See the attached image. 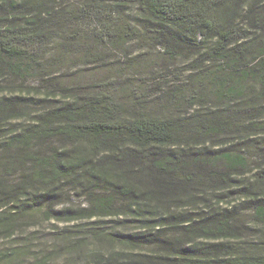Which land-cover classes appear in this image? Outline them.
<instances>
[{
	"label": "trees",
	"instance_id": "1",
	"mask_svg": "<svg viewBox=\"0 0 264 264\" xmlns=\"http://www.w3.org/2000/svg\"><path fill=\"white\" fill-rule=\"evenodd\" d=\"M246 1L0 0V264H264V241L232 244L236 202L264 222V0ZM137 40L184 58L191 91H129L153 68L127 54ZM38 212L65 227L28 232Z\"/></svg>",
	"mask_w": 264,
	"mask_h": 264
},
{
	"label": "rangeland",
	"instance_id": "2",
	"mask_svg": "<svg viewBox=\"0 0 264 264\" xmlns=\"http://www.w3.org/2000/svg\"><path fill=\"white\" fill-rule=\"evenodd\" d=\"M76 1L77 0H60L61 3L68 4V5L69 4L74 5ZM249 1L252 2V0H249ZM249 1H246V2H249ZM125 10H126L125 14L127 18H129L130 20H136L137 18H139V12L136 6H129ZM243 28H245L244 30H247L249 28V24H246L245 26H243ZM250 34L255 35L253 31ZM142 43H143L142 41H138V40L131 42L127 47V54L129 53L130 58H137V57L139 58L140 55L146 56L147 58L153 60L151 63V66L153 68L151 69V71L149 70L148 73H143L142 75H140V73L138 72L137 76H135L134 72H131V71L128 72L129 76H127V78L130 77L128 80H129V83L132 84L131 89L129 91H134L135 93L143 92L144 95H152V96H149L150 97L149 101L152 102L151 98L156 99L158 96L164 94L163 92L165 91L170 92L175 87L177 86L180 87L186 84L189 73H187V63L188 62L186 63L184 58L168 60L167 57H163V55L160 54V52L158 51H153V52L145 51V49H143L142 47ZM159 51L162 52L161 49H159ZM107 53H110V56H111L110 64L121 65V62L124 61V59H122L123 58L122 53L118 51L107 50ZM114 56H116V58H114ZM85 70H88V68L80 69L78 73H81ZM110 76H111L110 74H106V73H100V74L94 73L92 74L91 79L95 83H101L100 80L107 77V78H110L109 82L111 81L112 83H119V81L115 79L113 75L111 77ZM126 80L127 79H124L123 82ZM140 81H145L146 83L145 88H142V90H141L142 84L140 83ZM33 83L34 82L32 80H28L26 82L15 81L14 83H13V80H8L5 82V84H10V85L14 84L17 87H22V88H24L23 86L25 85V87L28 89L30 88V86L33 85ZM118 85L119 84H115V86H118ZM184 88L187 92H190L192 89V85L185 86ZM30 91L33 92V88ZM122 96L125 98L124 99L125 101H128L127 100L128 98L125 94L124 95L122 94ZM149 105L151 106L152 103H150ZM166 105L167 104H165L162 109H159V111L161 112L157 113V115H164L165 118L169 119L168 117L175 116L179 113V110H176L175 108H172V109L167 108ZM160 107L161 106H157V108H160ZM182 108L185 109V105ZM197 108H200V106H196L192 110L197 111ZM261 144L263 145L262 151L264 152V142ZM256 154L257 153H253L251 156H249V158L252 163L258 164L262 162L261 161L262 159H260L258 157L259 155L258 154L256 155ZM249 177L247 176L245 178L247 184L250 183L249 181H247ZM17 178H19V176L11 177L10 181H14ZM237 199L238 198H235L234 200H237ZM89 201H90L89 198L85 195L83 196L80 191L70 192L69 190H67L64 192L63 203L65 204L63 205L64 207L68 209L76 210L79 207L88 208ZM229 201L232 202L233 199ZM235 205L238 209H242V210L238 212L239 218L237 222L235 223L239 227V230L236 232L237 239L232 241V244L237 249L241 250V252L249 253L250 250L258 249V247L261 246L264 241V222L258 221L254 217V210H252V208H246L247 205L245 206L243 205L242 207L241 205H239V202H236L234 206ZM223 206L226 207V205H223ZM243 208H246V209H243ZM58 209H61V207H59ZM27 222L33 224L31 227H29V229H27L28 232L31 233L34 230L38 231L45 238L51 237L52 233L56 232L58 229H62L65 227L63 224L56 223L55 221H45V216L43 212H38L35 219L33 220L29 219ZM85 226H86V223L82 222V223L75 224V226L70 225V229L72 230V229L77 228L73 232L74 233L78 232L81 235L82 229ZM117 227L120 228V229H117V232H120V231L125 232V233H127L128 231L134 232L133 228L127 227V229L124 230L118 225ZM170 235H171L170 232L166 233L165 238H169ZM37 246L38 245L36 243L34 245V247L36 248L35 250L38 249Z\"/></svg>",
	"mask_w": 264,
	"mask_h": 264
}]
</instances>
